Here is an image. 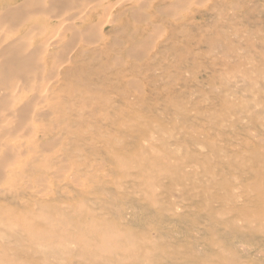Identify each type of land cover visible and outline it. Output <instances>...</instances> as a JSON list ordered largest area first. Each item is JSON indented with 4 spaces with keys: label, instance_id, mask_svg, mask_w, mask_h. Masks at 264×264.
Returning <instances> with one entry per match:
<instances>
[{
    "label": "rangeland",
    "instance_id": "1",
    "mask_svg": "<svg viewBox=\"0 0 264 264\" xmlns=\"http://www.w3.org/2000/svg\"><path fill=\"white\" fill-rule=\"evenodd\" d=\"M113 1L0 106V264H264V0Z\"/></svg>",
    "mask_w": 264,
    "mask_h": 264
},
{
    "label": "bare ground",
    "instance_id": "2",
    "mask_svg": "<svg viewBox=\"0 0 264 264\" xmlns=\"http://www.w3.org/2000/svg\"><path fill=\"white\" fill-rule=\"evenodd\" d=\"M95 1V3H90L91 0H33L32 5L23 4V10L27 11L20 19L21 22L18 20V27L8 23L3 29H0V54L2 53V58H0V106L2 105L5 109H9V111H14L24 108L23 103L30 105V102H24L20 98V85L23 87L29 86L37 89V91H40L47 83H49L50 78H53L52 76H54V71L56 75V72L59 70L60 63H56L54 65L56 67H54L55 70L54 68L50 70L46 66V59H50L52 57V48L55 46L57 48H61L60 51L64 53V51L66 52L68 49L67 46L72 44L71 40L75 39L73 37L72 39L65 41L63 35L65 34L64 31L66 32L67 29H69V23H71V18L67 16L70 10H83L82 17L84 16L85 19L92 18L91 16L94 13L99 14L98 18L102 17L100 19L103 20V22L101 21L103 26L116 20L115 15L113 14V8L115 6L113 0ZM138 2L139 1H137V5L139 4ZM14 4L15 0H0V8L3 7V13L7 10L4 9L6 6ZM138 7L141 9L144 6L142 7L132 4V8H135L136 11L139 10ZM39 11L46 14L45 18L36 19L32 15ZM91 12L94 13L90 15ZM54 17L57 18L58 21H53ZM84 18L83 20L85 21ZM33 21H37V24H40L41 26L27 31L29 24ZM2 24H4L3 21ZM91 36L94 37L95 35L90 34L89 37L91 38ZM98 36L99 34H97V37ZM99 37L98 39H100ZM87 38H85V40H81L84 42ZM75 41L73 40V43ZM80 42L82 41L79 40L78 43ZM75 44L77 46V42ZM80 45L81 44L78 46L80 47ZM24 110H26V108L22 111ZM4 116L6 117V115ZM11 125L13 127V122L11 123L9 119L0 118V126H6L9 128ZM12 151L14 156L18 153L17 150L14 151L13 149Z\"/></svg>",
    "mask_w": 264,
    "mask_h": 264
}]
</instances>
